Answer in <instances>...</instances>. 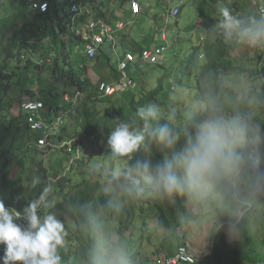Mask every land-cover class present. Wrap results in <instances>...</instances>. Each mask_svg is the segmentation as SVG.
<instances>
[{"label":"trees","instance_id":"obj_1","mask_svg":"<svg viewBox=\"0 0 264 264\" xmlns=\"http://www.w3.org/2000/svg\"><path fill=\"white\" fill-rule=\"evenodd\" d=\"M41 1L48 4L45 12L32 6V3ZM102 1L104 0H100L101 3L96 6L95 0H90L95 15H104ZM186 1L180 0L178 3L180 11L186 5ZM190 1L198 18L196 28L203 36L202 40L198 38V42L191 46L190 55L181 70L183 75L191 77L192 86L188 84L181 86L183 80L179 78L175 84L170 77L165 84L167 75L163 74L157 78L153 87L147 88L143 79H139L138 86V82L131 75L135 86L124 93L99 97L96 87L90 83L91 80L84 78L86 69L89 68L83 62L86 58L79 55V63L76 66L79 76H76L74 66L69 64L73 48L79 45L80 40L69 28L68 8L71 2L81 3V0H0V199L6 206L22 211L30 201L40 195L39 191L36 193L27 191V183L24 184L22 180L27 177L31 179L32 176L26 175V170L21 172L20 169L16 176L11 175L10 170V166L15 162L13 159L23 158L27 149L34 148L37 152L49 154V148L17 146L13 143L19 124L23 123L24 114L18 110V103L22 100L40 99L47 111L44 116L47 122L53 120L54 113L63 117V125L55 135L56 138L71 143L69 149L67 146L60 147L66 152L64 159H70L68 167L58 172L61 175L53 180V184L42 177L52 185L51 193L53 196L57 193V201L53 207L42 206L39 212L54 214L64 225L63 245L58 250L60 264H90L98 230L116 236L119 244L122 242L121 239L134 229L135 222L140 220L141 216L148 218L153 216L161 228L177 229L189 225L199 215L200 212L197 210L191 213L187 204L192 201L185 195H162L150 187L142 196L128 195L112 180V172L117 168L130 167L137 161H149L155 165L165 156L172 154V149H165L147 133L140 148L126 157L115 158L108 146L98 144L107 141L108 134L120 120H126L133 128L142 130L143 121L136 116L138 108L152 104L159 107L160 118L153 122V128L166 124L178 135L175 151L183 148L186 138L194 132L197 124L211 116L219 115L224 118L240 116L244 122H257L260 128V152L264 154V91L248 88L239 94L234 87V85L237 87L236 83L234 85L225 83L229 80L226 79L227 75L233 74L235 77L232 80L245 79L242 74L245 70L248 78L252 80L261 78L264 81V64L258 68L252 66L247 61L250 58H245L246 56L240 61L236 60L242 54L240 51L242 46L236 51L237 46L226 40L220 29L221 7L226 6L233 16L246 19L256 16L251 12V1ZM165 9L164 5L162 11ZM241 14L243 15L239 16ZM84 17V14L80 15L79 20ZM178 19L175 18L176 21ZM210 33H213L212 37L209 36ZM100 51L95 57L87 60L93 63L110 61V57L104 51ZM201 53L203 56L199 58ZM40 58L45 64L35 63V60ZM64 65L69 67L64 69ZM139 66L136 64L131 68L137 69ZM111 69L114 70L112 67ZM42 71L47 73L45 82L40 80ZM222 73L227 75L223 76ZM35 81L40 85L37 84L36 93L30 92L29 88L25 89L29 83ZM59 85L62 86V92L58 91ZM69 86L72 88L76 86L83 92L75 103L72 101L74 93L70 96V101L63 99V94L67 92ZM176 86H181V95L177 94ZM192 90L199 98L201 111L185 117L184 112L191 108L186 105V98H183ZM14 106H17L18 112L15 117H11L10 110L14 109ZM86 144L91 148L89 149ZM74 147L79 148L77 156L73 154ZM106 160L108 163L105 168L102 164ZM254 163L251 165L255 166ZM254 166L251 169H255ZM263 167L264 165L260 170H254L262 178L258 192L250 193L243 190L240 170L235 177L222 180L217 189L223 198L222 203L216 208V220L219 225L234 222L233 215H228L229 210L235 206L244 207L250 204L239 221L241 238L246 242L251 239L246 227L250 208L255 204L264 206ZM47 170L45 167L42 172L46 173ZM47 199L50 203L49 196ZM17 222L26 226L23 219ZM67 240L78 243L76 251H72V245L67 244ZM131 247L126 246L127 249ZM213 248L232 251L231 244L226 242V236L222 231L213 236ZM3 254V246L0 245V256ZM238 262L242 264L254 261L249 255L242 254L238 257Z\"/></svg>","mask_w":264,"mask_h":264},{"label":"rangeland","instance_id":"obj_2","mask_svg":"<svg viewBox=\"0 0 264 264\" xmlns=\"http://www.w3.org/2000/svg\"><path fill=\"white\" fill-rule=\"evenodd\" d=\"M121 1L123 0H112L113 4L111 9L115 10ZM138 1H142V11L138 12L137 14L132 13L127 0L124 1L122 5L125 11L119 12L118 16V19L128 23L126 29L127 33L129 34L128 43L131 45L132 42L133 44L130 49L133 50L135 55H138L139 51L154 49L160 44H164L167 49L160 56L154 55L152 58L153 62H147V60H144L139 64L140 68H131L128 70V73L135 78V80L138 82V86L139 79H143V83L147 88L153 87L157 78L163 74L167 75L164 83L165 81H169L170 77L175 81V84H177L176 81L179 78L183 80V84L181 86H185L186 84L192 86L193 80L191 77L188 75H183L184 73L181 72L182 67L185 66L189 57L191 46L198 42V38L202 40L201 37H203L202 34H199V31L196 28V22L198 18H196L195 9L192 7V1L187 0L186 5L181 9L179 15L168 18L166 24L162 20L165 12V10L162 11L164 5L161 3L159 6L151 5L153 2H155V0ZM156 1L162 2V0ZM179 1L180 0H172V2L175 3ZM251 7V12L255 13L254 7L252 5ZM150 8L152 9L150 10ZM242 15L243 14L239 16ZM176 17L179 18L177 21L175 20ZM156 24L158 27H160V29H162V27L165 25V28L167 29L166 40H162L160 38V31L156 32L154 30ZM209 36L212 37L213 33H210ZM228 41L237 46L235 49L236 51L238 50L239 46H242V50L240 49L242 54L238 56L236 60L240 61L242 57L246 56L245 58H250L247 61L251 63L252 66L258 68V66L264 64V46L254 47L248 43H241L236 39ZM78 47H81L80 43L73 48V52L70 56L71 66H74L76 76H79V71L76 68V64L78 62ZM123 51V48H120L118 50V54L122 55L124 53ZM112 62V56L111 61H101V67L104 66L107 68L109 78L117 76V74L110 69ZM64 69L66 68L64 67ZM246 72L247 71L245 70L242 73L243 76L246 77L243 80H232L233 77H235L233 74L230 76L227 75V73H222V75H227L226 79H229L227 82H225L226 84L234 85L236 83L237 87L235 85L234 87L236 88V92L239 94L248 88H255L257 91H264V81H262L261 78H255V80H252L247 77ZM42 73L43 74H41L40 80L45 82L47 80L45 78L47 73L44 71H42ZM92 78L95 80H91L90 83L94 85V82L97 80V78ZM37 84L39 85L38 81ZM37 84L36 81L32 84L29 83L25 89L27 90L29 88L30 92L36 93L35 89L38 87ZM181 86H176L178 90L177 94L180 95L182 94ZM75 87L72 88V86H69L67 88V92L70 96H72L73 91L74 93L76 92L77 88ZM58 91L62 92L61 85H59ZM82 94L83 92L81 95ZM171 96H173V94ZM185 98L187 102L186 105L191 108L184 112L185 117L194 112L201 111L199 98L193 90L192 92H188L187 96H185L183 99ZM17 112V106H14V109L10 110V116L15 117ZM22 121L23 123L19 124V128L17 129L18 132L15 134V141L13 142L17 146L25 145L27 142L35 143L39 137L43 136L41 132H38L32 129V127L27 126V121L29 122L27 116L23 115ZM245 123L247 125V133L237 149L243 155V161L240 166L239 174L241 177L243 190L245 192L251 193L258 192V190H260L258 187L262 181V178H260L261 175L255 171H258V169L260 170V167L264 165V154L262 155L260 152V128L258 123L254 121H246ZM24 124L26 125L25 127L22 126ZM63 142L64 141L58 140L55 135H51L50 140L48 139V143L46 144L47 147H45L50 149L49 154L37 152L34 150V148L27 149L23 158L20 157L19 159H13L15 162L10 166L11 175L16 176L20 169L21 172L26 170L27 173L25 174H30L32 176L30 179L27 176H24L25 174L22 175L25 178L27 177V179L23 178L25 180H22L24 184L27 183V191H31L32 193L39 191V193H41L43 188L49 184L42 177L48 179L50 183L53 184V180L55 181L61 175L58 172L66 169L70 163V159H64L66 153L64 148L63 150L60 148L62 146L65 147ZM68 144L70 145V143ZM98 144H101L103 147L108 146L107 141H103L101 143L98 142ZM88 147L89 149L91 148V146ZM78 149L79 148L74 147L73 150V154L76 156L79 152ZM252 162H255L256 165H251ZM107 163V160L104 161L102 166L106 168ZM61 165H65V167H62ZM252 166H254L255 169H251L253 168ZM45 167L48 169L46 173L42 172ZM35 170H39L40 172H36ZM36 177L40 179V184H38L39 186L37 185L34 190H32V180ZM56 194H54L55 197L53 196V193H50L49 195L50 203L52 205L50 207H53L54 203L57 201ZM214 199H217V201L212 202ZM222 199L223 198L220 194L216 197H210L203 202L194 201L191 199L192 202L187 204L189 209H191V213H193L195 210L199 211L200 213L189 225H184L183 227L181 226L177 229L161 228L158 226L156 219L153 216H150L149 218L146 216H141V219L135 222L136 226L134 229L131 232H128L126 237L121 239L122 242L119 243V246L126 251L131 264H152L156 259V256L157 258H160V261H163L164 257H162V255H158L159 251L162 252V254L169 253V251L174 249L175 246H178L181 243H186L187 240L191 241L190 243L195 249L193 250V253L195 254V257L199 259L198 264H240L238 262V256L242 254L249 255L253 261L260 260L264 262V206L262 204L254 205L253 202H251L252 206L254 205V207L250 208V216L246 222L248 234L251 236V239L250 241L246 242L241 238L239 221L244 211L249 209L250 204L246 202L248 203V206H235L233 209L229 210L228 215H233L234 222L228 225H219L215 217V212L214 210L212 212V209L215 203L218 205L222 203ZM39 214L41 216L46 215V211L39 212ZM130 229L132 228H129V230ZM218 231H222L225 234L226 242L231 244V249L233 252L223 251L220 248L215 250L213 248V236L216 235ZM111 237L117 241L116 236L113 235ZM67 244H71L72 251H76L78 244L77 242L67 240ZM129 245L132 247L127 249L126 246ZM251 263L252 262H243L242 264Z\"/></svg>","mask_w":264,"mask_h":264},{"label":"clouds","instance_id":"obj_3","mask_svg":"<svg viewBox=\"0 0 264 264\" xmlns=\"http://www.w3.org/2000/svg\"><path fill=\"white\" fill-rule=\"evenodd\" d=\"M253 7L256 17L246 19L233 16L226 6L219 9L222 16L220 29L226 40L264 46V15L258 16ZM136 116L143 121L142 130L120 120L108 134L107 145L113 157H126L136 152L144 143L146 133L165 149L173 151L171 156H165L155 165L137 161L130 167L114 170L112 180L128 195L142 196L150 187L162 195L180 194L203 202L218 196L219 183L239 172L243 155L237 149L247 133V125L240 116L209 117L196 125L179 151L174 150L178 135L168 125L153 128V122L160 118L157 105L138 108ZM38 184L40 179L36 177L32 187ZM52 190L49 183L22 211L6 206L0 199V245L4 252L0 264H60L58 250L63 245L64 225L52 213L39 214L42 206H52L47 199ZM21 219L26 226L17 222ZM90 264L131 262L113 237L98 230Z\"/></svg>","mask_w":264,"mask_h":264},{"label":"built area","instance_id":"obj_4","mask_svg":"<svg viewBox=\"0 0 264 264\" xmlns=\"http://www.w3.org/2000/svg\"><path fill=\"white\" fill-rule=\"evenodd\" d=\"M97 1V2H96ZM104 2V1H103ZM180 2V1H179ZM179 2L175 3L172 0H162L165 5L164 16L162 17L163 22L166 24L168 18L175 17L179 14L180 7ZM82 3V5H81ZM81 3L71 2L68 8L70 14V25L71 32L79 38L81 50L84 52L87 58H93L100 51L103 44H107L110 49L114 52L119 48L117 41L118 33L123 31L125 23L123 21H116L114 25H111L106 21L105 18L100 15H95L93 5L90 0H81ZM100 0H95L97 6ZM129 8L132 13L137 14L142 11V6L138 0H128ZM251 4L255 6L258 16L264 15V2L262 0H251ZM33 8H38L41 12H45L48 8L46 1L38 3H32ZM84 14L85 17L79 20V16ZM79 21V22H78ZM78 23V24H77ZM155 31H160L159 35L162 40H166V28L165 25L160 29L158 25H155ZM167 47L164 44L156 46L154 49H148L146 51H139L138 55L134 52L127 50L121 58L116 59L115 69L117 77L113 82H108L102 79H98L94 86L99 97H110L114 93H124L128 89L135 85L134 80L128 73L129 66H135L140 64L144 60L147 62H153L152 58L154 55L160 56L166 51ZM52 55V53H50ZM37 64H45L42 58L35 60ZM79 89L72 96V101L75 103L81 95ZM64 101H70L68 94L63 95ZM18 110L24 113L28 117L27 126L32 129L41 132L42 137L33 144L27 143V147L35 146L36 148L47 147L48 139L50 140L51 135H56L61 126L63 125V117L54 113L52 121L47 122L41 116L43 114L44 102L40 99L22 100L18 103ZM67 148L71 147L70 142H63ZM70 143V145L68 144ZM68 144V145H67ZM199 261L195 255L189 251L185 244H179L172 255L167 256L162 264H197ZM251 264H264L263 261L256 260Z\"/></svg>","mask_w":264,"mask_h":264},{"label":"crops","instance_id":"obj_5","mask_svg":"<svg viewBox=\"0 0 264 264\" xmlns=\"http://www.w3.org/2000/svg\"><path fill=\"white\" fill-rule=\"evenodd\" d=\"M124 1H127V0H123V1H121V2H119V4H118V6L116 7V9L115 10H113V9H111V7H112V0H104V2H103V5H102V9H103V12H104V15H102L101 17H104V18H106V21L107 22H109L111 25H114L115 24V22L116 21H122L121 19H118V16H119V12H123V11H125V9L122 7V5H123V3H124ZM142 1H140V3H141ZM163 5V3L162 2H160V1H156L155 0V2H153L151 5H153V6H159V5H161V4ZM141 6H142V3H141ZM153 8V7H152ZM152 8H150V10L152 9ZM142 9H143V7H142ZM112 11V12H111ZM144 11V10H143ZM124 22V21H123ZM125 23V26L123 27V31H121L120 33H118V38H117V41H118V43H119V48L117 49V51L116 52H114V51H112L111 49H110V47L107 45V44H103L102 46H101V51L100 52H105L106 53V55H108L109 57H110V61H111V56L113 57V62H112V65L110 66V69H111V67L112 68H114V70H115V64H116V59L119 57V58H121V56L122 55H119L118 54V50L120 49V48H123V52H125V51H127V50H130V51H132L130 48H131V46L133 45L132 44V42H131V45L128 43V38H129V34L127 33V26H128V23L127 22H124ZM127 35V36H126ZM81 50V49H80ZM79 49L77 50V55H78V58H79V55H82L83 57H85L86 58V61H83L85 64H87L88 66H89V68L88 69H86L87 70V72H86V74H84V78L85 79H88L89 81L90 80H95V79H93L92 77H96L97 78V80L98 79H102V80H105V81H108V82H113L114 81V79L117 77H110L109 78V73H108V70H107V68H105L104 66L103 67H101V63H93V62H90V60H87V59H90V58H87L86 56H85V54H84V52L81 50L80 51ZM133 52V51H132ZM70 61V60H69ZM78 63H79V60H78V62H77V64H76V66H78ZM69 64L71 65V61L69 62ZM80 65L81 64H79V67H80ZM64 67L65 68H68L69 67V65H64ZM78 67V68H79ZM129 69H131V66H129V68H128V70ZM111 70H113V69H111ZM113 70V71H114ZM85 71V70H84ZM116 74H117V72H115ZM116 93H118V92H116ZM47 111L45 110V105H44V111H43V114L41 115L42 117H43V119H44V116H45V113H46ZM27 143H32V142H27ZM26 143V144H27ZM26 144H25V147H27L26 146ZM34 144V143H33ZM32 147H35V146H32ZM222 197V196H221ZM215 201H217V199H214V201H212V202H215ZM221 202H222V200H221ZM221 204V203H220ZM219 204V205H220ZM219 205L218 204H214L213 205V209H212V212H213V210H214V212H215V217H216V208L217 207H219ZM191 241H189V240H187L186 241V243H181V244H185L186 245V247L189 249V251L190 252H192L193 253V250H195L194 249V247L191 245V243H190ZM176 248H177V246H175V248L174 249H172V250H170L169 251V253H166V254H162V252H158V255H162V257H164V259L167 257V256H169V255H172L174 252H175V250H176ZM194 254V253H193ZM195 255V254H194ZM241 256V255H240ZM239 257V256H238ZM164 261V260H163ZM163 261H160V258H157V256H156V259L154 260V262L152 263V264H162V262ZM198 263H199V261H198ZM197 263V264H198Z\"/></svg>","mask_w":264,"mask_h":264},{"label":"bare ground","instance_id":"obj_6","mask_svg":"<svg viewBox=\"0 0 264 264\" xmlns=\"http://www.w3.org/2000/svg\"><path fill=\"white\" fill-rule=\"evenodd\" d=\"M103 2V1H102ZM75 75V74H74ZM18 116H20V115H18ZM26 119V118H25Z\"/></svg>","mask_w":264,"mask_h":264}]
</instances>
